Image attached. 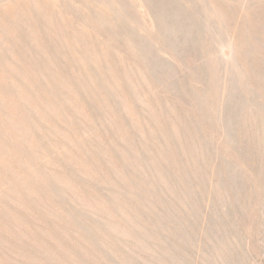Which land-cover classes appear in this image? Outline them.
<instances>
[{"label":"rangeland","instance_id":"rangeland-1","mask_svg":"<svg viewBox=\"0 0 264 264\" xmlns=\"http://www.w3.org/2000/svg\"><path fill=\"white\" fill-rule=\"evenodd\" d=\"M0 264H264V0H0Z\"/></svg>","mask_w":264,"mask_h":264}]
</instances>
